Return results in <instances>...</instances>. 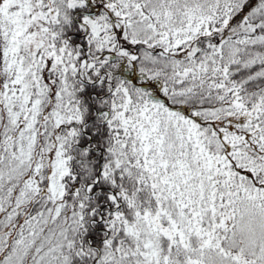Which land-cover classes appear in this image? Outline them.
Here are the masks:
<instances>
[{"label": "snow or ice", "instance_id": "6c2138e0", "mask_svg": "<svg viewBox=\"0 0 264 264\" xmlns=\"http://www.w3.org/2000/svg\"><path fill=\"white\" fill-rule=\"evenodd\" d=\"M0 264H264V0H0Z\"/></svg>", "mask_w": 264, "mask_h": 264}]
</instances>
